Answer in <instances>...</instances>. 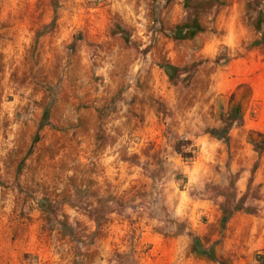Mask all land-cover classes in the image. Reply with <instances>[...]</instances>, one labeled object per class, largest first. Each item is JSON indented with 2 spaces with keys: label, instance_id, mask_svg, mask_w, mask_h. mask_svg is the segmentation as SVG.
<instances>
[{
  "label": "rangeland",
  "instance_id": "obj_1",
  "mask_svg": "<svg viewBox=\"0 0 264 264\" xmlns=\"http://www.w3.org/2000/svg\"><path fill=\"white\" fill-rule=\"evenodd\" d=\"M0 264H264V0H0Z\"/></svg>",
  "mask_w": 264,
  "mask_h": 264
},
{
  "label": "trees",
  "instance_id": "obj_2",
  "mask_svg": "<svg viewBox=\"0 0 264 264\" xmlns=\"http://www.w3.org/2000/svg\"><path fill=\"white\" fill-rule=\"evenodd\" d=\"M163 69L164 71L166 72V74L171 78L172 77V73L176 70L175 68H173L172 66L170 65H164L163 66ZM46 116V114H44V117ZM227 125L226 127H224L223 129V132H224V135L221 136V137H226L227 136V131L229 130V127L231 125L232 122L236 121V120H239L240 119V110L239 108H235L233 114H230L227 116ZM37 140V137L34 138V141ZM205 253V252H203ZM212 256V254L210 253V257Z\"/></svg>",
  "mask_w": 264,
  "mask_h": 264
}]
</instances>
